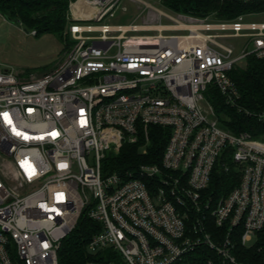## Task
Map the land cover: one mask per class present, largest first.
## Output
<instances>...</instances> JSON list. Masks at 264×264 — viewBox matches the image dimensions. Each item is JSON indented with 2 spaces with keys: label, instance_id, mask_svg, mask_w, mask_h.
I'll list each match as a JSON object with an SVG mask.
<instances>
[{
  "label": "built area",
  "instance_id": "2783aa9c",
  "mask_svg": "<svg viewBox=\"0 0 264 264\" xmlns=\"http://www.w3.org/2000/svg\"><path fill=\"white\" fill-rule=\"evenodd\" d=\"M129 1L141 10L122 23L107 19L128 10L122 0H72V43L44 74L0 61V264H59L83 214L100 226L88 250L102 258L88 264H202L189 258L202 246L249 264L233 232L250 245L264 227V135L223 127L208 90L241 108L230 71L264 59V18L246 20L264 10L228 18ZM150 125L170 130L159 163L106 167L108 150L142 132L146 153ZM222 159L240 179L216 197Z\"/></svg>",
  "mask_w": 264,
  "mask_h": 264
},
{
  "label": "trees",
  "instance_id": "16d2710c",
  "mask_svg": "<svg viewBox=\"0 0 264 264\" xmlns=\"http://www.w3.org/2000/svg\"><path fill=\"white\" fill-rule=\"evenodd\" d=\"M72 0H0V13L9 20L18 21L27 31L35 30V35L51 33L59 36L65 43V50L72 43L69 33L70 3ZM167 7L188 13L205 15L216 12L222 17H234L241 13L264 10V0H162ZM246 64L236 65L230 75L234 79L239 92L238 108L226 101L221 92L214 87L208 90L216 114L223 127L235 133L248 132L255 137L264 135V119L258 114L264 112V59L255 55L247 56ZM169 128L160 125L148 127L149 141L146 153L142 145L146 138L142 132L135 143L126 142L118 153L109 154L105 159L106 167L123 171L134 168L140 163L160 162L164 146L169 137ZM228 159V158H227ZM230 159V158H229ZM216 165L212 174L209 190L218 197L227 194L240 179V173L232 168L225 171L221 162ZM99 224L92 218L82 215L74 230L63 240L59 250V264H88L94 259H101L99 254L88 250L92 235L99 229ZM215 231L216 227H212ZM224 229H219L215 236L219 237ZM235 231V230H234ZM235 240L234 253L239 260L249 264H264V227L258 231L250 245L240 239V230L233 232ZM212 257L215 264H222L216 252L205 246L198 247L189 258L192 262L207 264Z\"/></svg>",
  "mask_w": 264,
  "mask_h": 264
},
{
  "label": "rangeland",
  "instance_id": "374dc122",
  "mask_svg": "<svg viewBox=\"0 0 264 264\" xmlns=\"http://www.w3.org/2000/svg\"><path fill=\"white\" fill-rule=\"evenodd\" d=\"M149 1L160 8L169 10L161 2L162 0ZM122 2L129 5L128 10L123 12L119 8L116 15L107 18L108 20L128 23L140 13L141 8L138 4L129 0H122ZM263 18L264 13H261L248 16L246 20ZM64 52L65 43L59 36L51 33L35 35L31 31H27L18 21L9 20L0 13V61L3 65L13 67L23 76H27L29 73L41 75L53 69ZM241 64H246V60H243ZM108 153L113 154L109 150ZM93 161L92 159L91 162L93 163Z\"/></svg>",
  "mask_w": 264,
  "mask_h": 264
},
{
  "label": "bare ground",
  "instance_id": "6f19581e",
  "mask_svg": "<svg viewBox=\"0 0 264 264\" xmlns=\"http://www.w3.org/2000/svg\"><path fill=\"white\" fill-rule=\"evenodd\" d=\"M81 5V1H78L77 3H73V8L77 9V6Z\"/></svg>",
  "mask_w": 264,
  "mask_h": 264
},
{
  "label": "snow or ice",
  "instance_id": "6c2138e0",
  "mask_svg": "<svg viewBox=\"0 0 264 264\" xmlns=\"http://www.w3.org/2000/svg\"><path fill=\"white\" fill-rule=\"evenodd\" d=\"M5 115H7V114H5ZM10 122V121H9ZM59 195H62V194H59Z\"/></svg>",
  "mask_w": 264,
  "mask_h": 264
}]
</instances>
